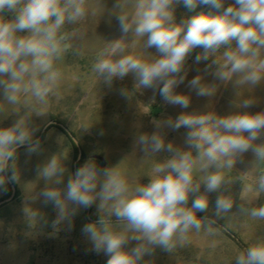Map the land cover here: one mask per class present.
I'll use <instances>...</instances> for the list:
<instances>
[{
    "label": "clouds",
    "instance_id": "9594fccd",
    "mask_svg": "<svg viewBox=\"0 0 264 264\" xmlns=\"http://www.w3.org/2000/svg\"><path fill=\"white\" fill-rule=\"evenodd\" d=\"M180 3L189 11L198 6L208 11L177 22ZM100 6L109 18L115 17L121 35L106 41L96 54L92 71L97 82L102 80L111 88L114 78L133 74L137 89H153V102L158 93L165 103L188 108L191 97L177 93L176 88L185 83L187 61L200 49L193 62L203 63V69L187 81V87L197 96L212 98L221 86L231 84L234 106L245 111L153 119L154 131L138 132L133 141V156L136 151L142 153L139 166L156 158L146 184L118 170L125 158L103 168L89 158L70 172L60 152L50 155L35 167L43 187L24 198L27 227L49 224L42 211L32 207L38 200L52 205L56 213L50 223L54 233L71 231L80 210L95 205L98 218L81 228L90 250L103 253L106 264H153L145 257L158 248L175 254L189 242L191 233L228 232L229 226H218L219 220L264 221V204H256L264 195V170H260L264 109L249 111L257 98L239 95L245 86L264 85V0H114L111 8L100 0ZM89 13L88 0H0V100L4 102L0 113L17 117L10 126L0 127V193H6L10 183H21L19 149L24 148L26 163L43 151L36 137L40 126H34L31 117H46L43 106L61 97L63 74L57 62L70 51L82 54L78 42L83 34L69 29ZM138 42H142V55L129 54ZM153 48L155 54L147 51ZM120 95L132 100L127 89H121ZM181 127L188 129L184 146L166 139V130ZM249 151L253 153L251 171L229 176L237 160ZM160 153L168 155L159 159ZM253 172V182L245 186L240 177ZM237 180L243 185L238 204L231 193ZM246 191L255 192V199L245 196ZM211 193L218 195L208 215ZM234 264H264V238L241 251Z\"/></svg>",
    "mask_w": 264,
    "mask_h": 264
},
{
    "label": "rangeland",
    "instance_id": "374dc122",
    "mask_svg": "<svg viewBox=\"0 0 264 264\" xmlns=\"http://www.w3.org/2000/svg\"><path fill=\"white\" fill-rule=\"evenodd\" d=\"M103 3L111 8L114 0H103ZM90 13L81 23L70 26L74 27L83 38L79 40L81 55L74 51L68 52L57 62V67L63 74L60 86L61 97L50 99L48 105L43 106L46 117L33 115V125L40 126L36 133L38 137L44 126L50 121H57L64 124L76 137L81 147L83 156L78 162L81 166L89 158L94 159L99 167L101 162L94 156L99 155L105 160L106 166H115L120 163L118 170L127 178L135 177L140 183L149 182L147 176L156 158H150L143 166L137 164L142 153L136 151L133 156L134 136L138 132L154 131L151 121L153 119L176 118L182 113H207L215 112L218 115H227L233 112L245 111L234 106L236 93L231 84L221 86L217 94L212 97L197 96L195 91L187 87V81L202 70L204 64L196 65L195 55L201 51L196 49L186 64L188 76L184 84L176 88L177 93H184L191 97L188 108L179 105L165 103L158 93L155 95L153 89L135 87L133 74L123 79L114 78L111 88L98 81V76L92 71V64L96 54L105 46L106 41L118 38V22L115 17L109 18L105 9L100 6V0H88ZM194 11L200 13L208 11L205 6H198ZM176 20L179 22L191 15L184 8L183 3L176 7ZM149 53L155 54V49H148ZM129 54L141 56L142 42L135 47H130ZM211 80V77H206ZM121 89H127L132 100L129 102L120 95ZM241 98L253 96L257 98V105L249 111L256 112L264 109V85L253 89L245 86L240 89ZM2 99V96H0ZM0 103H4L0 100ZM10 110V109H9ZM8 112L0 113V127L10 126L17 118L15 114ZM188 129L181 127L179 130H166V139L179 146H184V135ZM42 153L34 154L30 161L25 156L24 148L19 149L18 167L21 171V183L16 186L14 198L0 207V264H106L107 257L103 254H96L90 250V245L81 232L85 223L95 221L97 208L93 205L88 209H81L74 219V227L71 231L61 230L53 232L50 226L51 220L55 218V211L52 205H43L36 201L32 207L39 208L45 215L49 224L41 225L36 229H29L23 215L24 198L39 191L43 187V181H37L35 167L54 153H59L65 160L66 167L70 172H75V162L78 151L69 137L56 126H51L42 136ZM260 141H257L259 143ZM167 153L158 154L159 159L167 156ZM128 157V158H126ZM253 153H245L237 160L233 172L228 175L235 178L251 171ZM77 165V168L79 167ZM264 170V165L260 166ZM65 177V181H66ZM240 179L245 186L250 185L254 179V172ZM242 183L237 180L231 186V193L240 202L238 197L242 191ZM203 191V188L201 189ZM11 195V188L8 186L6 193H0V201ZM217 193L209 195V212L211 215ZM249 199L254 200L255 192L244 193ZM256 204H264V195H261ZM235 207L233 211H235ZM199 216L205 213H198ZM115 219V218H113ZM218 226L227 224L229 231H219L214 236H206L203 232L190 234L189 242L182 248L177 249L175 254H169L156 249L153 256H146L145 260H151L153 264H234L235 257L250 245L257 243L258 238H264V221H251L245 218L229 217L227 220H219ZM32 223L38 222L33 219ZM246 223V227H242ZM216 246L212 247V243ZM133 241L129 247L134 246Z\"/></svg>",
    "mask_w": 264,
    "mask_h": 264
},
{
    "label": "water",
    "instance_id": "95a60500",
    "mask_svg": "<svg viewBox=\"0 0 264 264\" xmlns=\"http://www.w3.org/2000/svg\"><path fill=\"white\" fill-rule=\"evenodd\" d=\"M46 125H47V126H44V128H43L41 134H40L37 138L41 139L42 136H43V135L45 134V132L47 131V129H48L49 127H51V126H58V127L61 128L64 132H66V134L72 139V141L74 142V144L76 145V147H77V149H78V156H77V160H76L75 165H74L75 170H76V169H77L78 162L81 161L82 156H83V153H82V150H81V147H80V145H79L78 140H77L76 137L72 134V132H71V131H70V130H69L64 124H62V123H59V122H57V121H50V122H48ZM94 158H95V159H98V160L101 162V164H102V167H101V168L105 167V160H104L103 157H101V156H99V155H96V156H94ZM9 185L11 186V195H10V197H8V198L3 199V200L0 201V207H1L2 205H4V204L10 202V201L14 198V196H15V194H16V186H15L13 183H10ZM217 224L219 225L218 222H217Z\"/></svg>",
    "mask_w": 264,
    "mask_h": 264
},
{
    "label": "trees",
    "instance_id": "16d2710c",
    "mask_svg": "<svg viewBox=\"0 0 264 264\" xmlns=\"http://www.w3.org/2000/svg\"><path fill=\"white\" fill-rule=\"evenodd\" d=\"M187 11H188V13L192 16V15H195V14H197L196 13V11H189L186 7H184ZM53 127V126H52ZM56 127H58V126H56ZM61 129V128H60ZM62 130V129H61ZM63 131V130H62ZM64 132V131H63ZM65 134H66V132H64ZM67 135V134H66ZM68 136V135H67ZM69 137V136H68ZM69 139L72 141V139L69 137ZM72 143L74 144V142L72 141ZM74 146H75V149L78 151V149H77V147H76V145L74 144ZM78 166H79V164H78ZM14 184V183H13ZM9 187L11 188V186L9 185ZM10 197V196H9Z\"/></svg>",
    "mask_w": 264,
    "mask_h": 264
}]
</instances>
